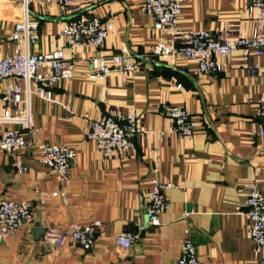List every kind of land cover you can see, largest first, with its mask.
<instances>
[{"label":"crops","instance_id":"0c3cea01","mask_svg":"<svg viewBox=\"0 0 264 264\" xmlns=\"http://www.w3.org/2000/svg\"><path fill=\"white\" fill-rule=\"evenodd\" d=\"M141 1L82 2L79 8L111 26L100 52L142 55L139 71L127 78L117 71L105 80L87 77L85 58L97 49L85 41L65 43L59 31L66 15L55 2L45 12H30L39 24L31 51L64 48L75 62V75L53 89L58 102L29 94L36 136L71 146L76 155L62 187L32 152L0 151V200L31 205V218L0 239V264H176L185 236L195 245L198 264H264V253L255 252L249 237L245 212L247 184L255 180L264 191V130L257 102L264 94V73L252 71L264 67V53L245 57L237 48L220 58L222 71L211 74H196V63L180 56L152 58L156 42L177 46L182 38L154 29V18L142 10ZM250 4L185 0L175 28L224 36L228 27L230 36H248L254 25ZM21 14L20 0H0V54L11 51L7 36ZM19 84L24 86L22 80ZM167 103L193 114L196 124L190 137L177 134L161 114ZM109 110L133 111L139 117L142 133L121 156L104 155L86 138L90 118ZM155 180L171 185L168 207L158 225H151L146 194ZM93 221L100 225L89 249L58 248L42 240L45 227L69 230L73 223ZM126 232L133 241L122 247L114 237Z\"/></svg>","mask_w":264,"mask_h":264},{"label":"built area","instance_id":"2783aa9c","mask_svg":"<svg viewBox=\"0 0 264 264\" xmlns=\"http://www.w3.org/2000/svg\"><path fill=\"white\" fill-rule=\"evenodd\" d=\"M98 1L100 0H20L22 14L13 21L7 36L12 42V49L7 54H0V85H3L0 86V151L5 154L32 152L43 166L54 173L62 187L68 179V169L76 151L71 146L46 143L37 138L29 109V94L34 92L41 99L58 102L53 89L75 75V62L67 57L64 48L46 52L31 51L30 46L38 38L39 24L37 20L30 18V12H45L55 2L66 15L59 31L65 43L74 46L85 41L97 49L85 58L90 66L86 74L88 78L105 80L111 71H117L123 78L132 76L141 67L142 55L126 50L111 54L100 52L111 26L100 16L80 12V3L94 4ZM184 1H141L142 10L154 18V29L182 38L177 46L156 42L150 50L152 58L164 60L166 57L180 56L196 63V74H211L222 71L220 58H228L237 48L245 57L264 53V0H251L247 8L248 15L254 22L252 33L248 36H230L228 27L223 28L224 36L206 29L177 30L175 25ZM256 69L264 73V67L252 68V71L255 72ZM19 80L24 82V86L19 84ZM180 87V84L176 85V88ZM257 102L258 117L263 124L260 130L263 131L264 94L259 96ZM160 112L172 122L177 134L185 137L192 135L196 121L185 107L167 103L161 107ZM141 133L139 117L135 112L109 110L90 118L86 138L104 155L121 156L132 145L133 138ZM170 185L169 182L155 180L146 194V212L151 225H158L160 214L168 207L166 191ZM246 187L245 212L249 237L259 255L264 253V191L255 180ZM56 193L52 192V195ZM189 214L183 212V216ZM30 218L31 205L28 201L12 198L0 200V239L16 233ZM99 225L98 221L73 223L69 230L48 226L43 230L42 240L58 248L76 245L89 249L95 241L94 229ZM114 240L122 247H128L133 236L127 232L121 233ZM176 264H198L195 245L188 236L181 241Z\"/></svg>","mask_w":264,"mask_h":264}]
</instances>
